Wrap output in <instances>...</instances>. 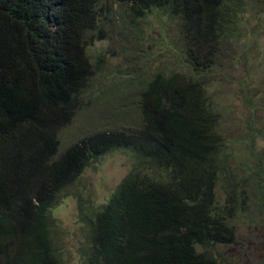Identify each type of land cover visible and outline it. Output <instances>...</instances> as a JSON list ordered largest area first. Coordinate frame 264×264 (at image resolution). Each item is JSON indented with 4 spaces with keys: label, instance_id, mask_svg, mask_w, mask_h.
Returning <instances> with one entry per match:
<instances>
[{
    "label": "trees",
    "instance_id": "1",
    "mask_svg": "<svg viewBox=\"0 0 264 264\" xmlns=\"http://www.w3.org/2000/svg\"><path fill=\"white\" fill-rule=\"evenodd\" d=\"M249 1L0 0V264H63L50 240V208L113 151L130 154L131 166L105 203H79V264H219L209 250L234 242L239 180L222 155L204 79L193 74ZM108 2L125 6L130 22L164 12L191 68L101 91L82 111L99 110L101 120L59 152V134L94 74L86 47L106 37ZM253 159L244 181L264 200V153Z\"/></svg>",
    "mask_w": 264,
    "mask_h": 264
},
{
    "label": "rangeland",
    "instance_id": "2",
    "mask_svg": "<svg viewBox=\"0 0 264 264\" xmlns=\"http://www.w3.org/2000/svg\"><path fill=\"white\" fill-rule=\"evenodd\" d=\"M108 5L111 11L104 22L106 37L93 40L86 47L94 74L82 90L80 109L59 134L61 151L75 145L85 133L94 130L95 120H101L96 117L99 110L82 115L89 101H96L101 91L111 94L122 79L140 74L187 75L191 68L174 40L175 23L164 12L153 10L130 22L125 6L113 2ZM202 55L197 60L202 71L193 77L204 79L207 95L215 105L213 111L219 114L222 155L239 180L234 195L238 206L233 220L234 242L206 250L219 264H246L254 262L247 250L249 241L259 234L264 241V200L250 181H244L247 163H254L253 153H264V0H250L237 12L233 30H223L216 53L208 59ZM131 162L130 154L124 151L109 152L59 192L49 211L48 226L51 244L63 264H79L80 250L86 244L79 203L85 207L105 203L129 171ZM217 194L220 201L225 199L220 188ZM255 259L264 264L258 254Z\"/></svg>",
    "mask_w": 264,
    "mask_h": 264
},
{
    "label": "flooded vegetation",
    "instance_id": "3",
    "mask_svg": "<svg viewBox=\"0 0 264 264\" xmlns=\"http://www.w3.org/2000/svg\"><path fill=\"white\" fill-rule=\"evenodd\" d=\"M262 240V242H260ZM233 243V242H232ZM231 243H223V245H230ZM251 248H253V252H251ZM248 254L253 255L254 262H246V264H259V260L255 259V255L258 254V259L264 258V241H263V235H257L256 237H253V241H249L248 246Z\"/></svg>",
    "mask_w": 264,
    "mask_h": 264
},
{
    "label": "clouds",
    "instance_id": "4",
    "mask_svg": "<svg viewBox=\"0 0 264 264\" xmlns=\"http://www.w3.org/2000/svg\"><path fill=\"white\" fill-rule=\"evenodd\" d=\"M58 151H59V152H63L64 150L61 151V150H59V148H58ZM65 151H66V150H65ZM197 251H198V250H197ZM200 251H202V250H200Z\"/></svg>",
    "mask_w": 264,
    "mask_h": 264
}]
</instances>
